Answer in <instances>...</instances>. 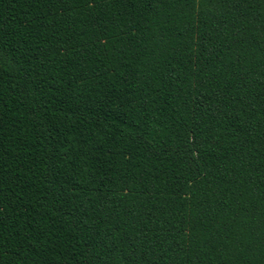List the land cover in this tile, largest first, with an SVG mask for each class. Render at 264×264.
Returning <instances> with one entry per match:
<instances>
[{
    "label": "trees",
    "instance_id": "1",
    "mask_svg": "<svg viewBox=\"0 0 264 264\" xmlns=\"http://www.w3.org/2000/svg\"><path fill=\"white\" fill-rule=\"evenodd\" d=\"M0 264H264V0H0Z\"/></svg>",
    "mask_w": 264,
    "mask_h": 264
}]
</instances>
